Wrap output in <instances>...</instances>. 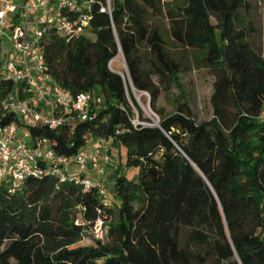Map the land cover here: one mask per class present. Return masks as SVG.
I'll return each instance as SVG.
<instances>
[{
  "label": "trees",
  "instance_id": "16d2710c",
  "mask_svg": "<svg viewBox=\"0 0 264 264\" xmlns=\"http://www.w3.org/2000/svg\"><path fill=\"white\" fill-rule=\"evenodd\" d=\"M252 1L109 0V13L101 11L107 0H94L86 35L45 34L54 79L103 103L73 134L65 124L34 128L33 136L66 155L89 134L113 139L139 174L116 171L115 209L97 190L52 175L29 176L14 193L2 185L0 264H264V43L252 42ZM119 54L130 80L109 67ZM192 61L216 77L209 120L198 121L186 99L172 114L158 108ZM131 83L150 96L139 97L159 125L144 116ZM14 87L3 79L0 96ZM130 101L144 124H133ZM99 210L109 219L107 241L77 246Z\"/></svg>",
  "mask_w": 264,
  "mask_h": 264
},
{
  "label": "built area",
  "instance_id": "2783aa9c",
  "mask_svg": "<svg viewBox=\"0 0 264 264\" xmlns=\"http://www.w3.org/2000/svg\"><path fill=\"white\" fill-rule=\"evenodd\" d=\"M94 0H0V81L15 83L12 91L0 96V187L16 192L29 176L52 175L59 183H74L84 192L97 190L102 203L112 206L107 171L112 164L108 139L87 136L73 155L55 150L51 140L34 137L31 130L47 126L58 129L69 124L73 134L78 122L92 120L103 98L92 92L72 93L49 72L45 57V34L55 30L67 40L86 35L91 28ZM111 12L110 2L101 11ZM5 42L8 45L4 46ZM125 80L126 75L113 67ZM128 79L130 77L128 75ZM135 113L133 124H144ZM141 107V102L139 103ZM9 117L14 119L7 122ZM264 121V113L261 115ZM71 146H74L72 144ZM107 215L99 210L91 231L106 237ZM79 223V221H77Z\"/></svg>",
  "mask_w": 264,
  "mask_h": 264
},
{
  "label": "rangeland",
  "instance_id": "374dc122",
  "mask_svg": "<svg viewBox=\"0 0 264 264\" xmlns=\"http://www.w3.org/2000/svg\"><path fill=\"white\" fill-rule=\"evenodd\" d=\"M252 6L253 8L248 14L247 19L253 21L258 29V34L252 38V42L259 47L264 43V11L256 0L252 1ZM6 45H8L7 42H5L4 46ZM4 54V51L0 49V65L2 64ZM191 63L192 70L190 72H182L178 76V84H174L169 91L161 94L158 108L163 110L167 115L172 114L176 111L177 105L186 99L198 121L209 120L213 116L211 95L216 77L213 71L198 68L193 61ZM113 67L117 71L123 72L128 79L129 72L122 54H119L114 59ZM0 75H3V73H0ZM155 80L157 81V79ZM136 93L138 96H143L144 99L149 101L150 96L148 94L137 91ZM141 105L145 117L153 118L155 122L159 121V116L150 108L149 103L144 104L141 100ZM110 141L113 142L114 140L111 139ZM121 149L122 153H118L117 148L113 149L114 158L111 164L112 168L115 169L114 171L120 170L121 174H125L129 178H136L139 174V169L134 167L127 168L125 166L127 148L122 146ZM112 188L109 187V195L112 208L115 209L117 208V200L114 198ZM97 240L106 242L107 238L105 236L103 238H97L94 233L89 231L86 233L83 241L77 246H93Z\"/></svg>",
  "mask_w": 264,
  "mask_h": 264
},
{
  "label": "crops",
  "instance_id": "0c3cea01",
  "mask_svg": "<svg viewBox=\"0 0 264 264\" xmlns=\"http://www.w3.org/2000/svg\"><path fill=\"white\" fill-rule=\"evenodd\" d=\"M111 139H108L109 145H110V155L112 158H114L113 155V149L117 148L118 149V153H122V149L121 147L115 142V141H110ZM111 142V143H110ZM115 169L112 168V166L110 165L107 171V182L109 187H113L115 184V179H116V171H114ZM113 191V188H112Z\"/></svg>",
  "mask_w": 264,
  "mask_h": 264
},
{
  "label": "water",
  "instance_id": "95a60500",
  "mask_svg": "<svg viewBox=\"0 0 264 264\" xmlns=\"http://www.w3.org/2000/svg\"><path fill=\"white\" fill-rule=\"evenodd\" d=\"M130 85H131V89H132V91H133V94H134L135 100H136L137 103L139 104V103L141 102V101H140V97L137 95L136 90H135L133 84L131 83ZM155 124H156V125H159V121H158V122H155Z\"/></svg>",
  "mask_w": 264,
  "mask_h": 264
}]
</instances>
